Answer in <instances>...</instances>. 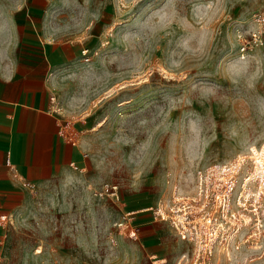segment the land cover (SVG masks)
I'll return each instance as SVG.
<instances>
[{
	"label": "rangeland",
	"instance_id": "obj_1",
	"mask_svg": "<svg viewBox=\"0 0 264 264\" xmlns=\"http://www.w3.org/2000/svg\"><path fill=\"white\" fill-rule=\"evenodd\" d=\"M262 14L264 0H0V70L71 44L54 95L81 157L65 180L28 187L0 224V264H264L254 222L198 259L144 211L193 201L200 173L236 159L263 189L264 46L243 57L237 40ZM130 217L137 240L117 225Z\"/></svg>",
	"mask_w": 264,
	"mask_h": 264
},
{
	"label": "crops",
	"instance_id": "obj_2",
	"mask_svg": "<svg viewBox=\"0 0 264 264\" xmlns=\"http://www.w3.org/2000/svg\"><path fill=\"white\" fill-rule=\"evenodd\" d=\"M50 45L40 68L0 70V214H12L23 204L25 183L50 187L71 176L74 162L81 160L62 134L65 120L49 112L72 47L67 41Z\"/></svg>",
	"mask_w": 264,
	"mask_h": 264
},
{
	"label": "built area",
	"instance_id": "obj_3",
	"mask_svg": "<svg viewBox=\"0 0 264 264\" xmlns=\"http://www.w3.org/2000/svg\"><path fill=\"white\" fill-rule=\"evenodd\" d=\"M255 24L256 28L252 32L237 37L243 57L264 46V14L255 18ZM50 101L49 112L58 114L61 108L57 96L52 95ZM242 164L236 159L231 164L217 165L200 173L193 201L180 195L172 202L159 203L147 210L152 212L154 219L169 222L180 239L192 242L198 259L212 256L220 245L230 252L234 248L231 246L234 237H239L245 230L243 228L254 222V234L264 230V217L261 219L258 212L264 197V185L260 189V178L250 180L251 173L240 179ZM255 183L259 187L257 192L249 188ZM24 186L34 188L35 184L25 183ZM241 186L242 191H239ZM116 190L117 187H114L111 195L118 199ZM250 211L255 213L254 218L250 216ZM133 219L130 217L117 225L125 230L126 235L137 240L138 230ZM8 221L9 214H0V224Z\"/></svg>",
	"mask_w": 264,
	"mask_h": 264
}]
</instances>
